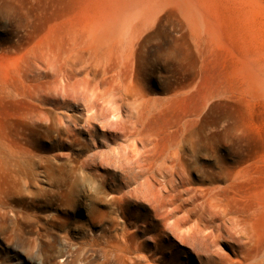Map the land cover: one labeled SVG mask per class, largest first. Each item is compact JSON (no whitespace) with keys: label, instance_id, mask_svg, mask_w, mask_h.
Instances as JSON below:
<instances>
[{"label":"rangeland","instance_id":"374dc122","mask_svg":"<svg viewBox=\"0 0 264 264\" xmlns=\"http://www.w3.org/2000/svg\"><path fill=\"white\" fill-rule=\"evenodd\" d=\"M112 1L0 0V264H264V0ZM103 25L154 149L70 72Z\"/></svg>","mask_w":264,"mask_h":264},{"label":"bare ground","instance_id":"6f19581e","mask_svg":"<svg viewBox=\"0 0 264 264\" xmlns=\"http://www.w3.org/2000/svg\"><path fill=\"white\" fill-rule=\"evenodd\" d=\"M116 9H119V8L117 7ZM119 10L121 11L122 9H119ZM117 30L119 29H117L116 27H112L110 25H105V26L103 25V26H100L99 28L90 29L88 31V39L85 42V46L75 51V55L68 59L67 61L68 66H69L70 72L73 73V75L75 73H84L86 76L91 78V81L94 82V85H95L92 89L93 91L92 96L97 98V100H100L102 104L109 106L113 113V117L117 120H120V115H119L120 113H119L118 108L114 106L113 101H121V102L128 101L130 98L133 99L134 96H136L135 98L136 106L133 108H135L136 110L135 121H134L135 127L139 126V130L137 132V135H138L137 141H140L141 146L143 148L149 147V148L154 149L156 148V144L154 143V138L151 135L145 134V124L143 125L144 105L143 103L140 104V100L142 96L141 97L137 96L139 95L137 92L136 94H133L132 90L124 89L116 85L107 87L111 85V82L117 83V80H118L117 77L119 73H117L116 69L121 71L122 64L124 65V63L117 62L114 57L109 55L112 52V50L117 47V41L111 42V43L105 42V40L110 37L109 32H117ZM132 37H133V42H134L136 39V36H132ZM132 47H134V44L132 45ZM131 61L127 58V62L125 66L127 64H130ZM81 62L84 63V65L80 69H78V65ZM98 88H104L106 91L102 92L101 94H98L96 93V90ZM106 94L107 96L105 97ZM151 108L152 107H149L148 109H151ZM146 151L149 152L150 150L148 149ZM151 174L153 175V177L160 175L163 178L162 183L165 185H169L171 187L174 184V178H172L173 170H171L168 167H165V164L162 166H159V169L157 170V172L151 173ZM231 178H233V180L240 179V177L236 178V175H231ZM211 217L212 216H210V219ZM237 222L239 225L242 221H237ZM26 260H28V258Z\"/></svg>","mask_w":264,"mask_h":264}]
</instances>
